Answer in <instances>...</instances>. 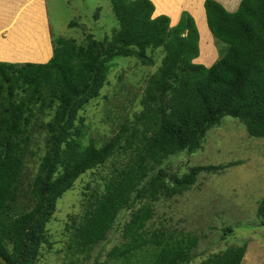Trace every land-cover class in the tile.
<instances>
[{"label":"trees","instance_id":"1","mask_svg":"<svg viewBox=\"0 0 264 264\" xmlns=\"http://www.w3.org/2000/svg\"><path fill=\"white\" fill-rule=\"evenodd\" d=\"M109 2L117 26L108 38L85 31L78 41L51 33L47 62L0 61V264H39L43 250L53 248L47 224L57 199L81 174L123 153L127 160L100 176L103 185L83 187V212L69 215L72 224L63 227L69 249L88 256L127 209L121 241L93 264H241L245 244L195 261L199 236L154 215L200 173L227 166L197 164L179 172L169 162L201 149L223 117L238 119L250 136L264 137V0H240L233 11L204 0L208 30L227 45L209 66L194 61L200 34L189 12L171 25L168 15H153L151 0ZM115 57L155 67L132 95L138 109L126 111L128 101L118 99L117 91L101 92ZM100 97L116 117V130L99 145L94 139L81 145L85 117L79 111ZM257 216L264 224V198Z\"/></svg>","mask_w":264,"mask_h":264},{"label":"rangeland","instance_id":"2","mask_svg":"<svg viewBox=\"0 0 264 264\" xmlns=\"http://www.w3.org/2000/svg\"><path fill=\"white\" fill-rule=\"evenodd\" d=\"M19 1L4 2L14 7ZM191 1L179 0L175 14L178 17L182 11L189 12L190 9L191 12L192 7L201 1L199 14L193 13L200 34L199 55L194 61L209 66L217 57L224 55L227 45L213 38L204 25V0H197L193 5ZM44 3L49 17V31L56 36L74 37L81 41L87 31L104 39L117 26L109 0H44ZM170 11L173 12V9ZM72 21L78 24L71 26ZM25 34L35 38L32 31H25ZM200 58L205 59L204 62ZM7 60L0 59L5 62ZM154 69V66L141 65L133 57H115L109 65V83L102 87L101 92L117 91L118 99L128 101L125 103L126 111L138 109V100L132 101V95L143 86V78ZM111 100L112 104L117 103L116 99ZM96 101L101 103L95 105ZM102 102V97L92 98L79 111L85 117L83 133L78 138L81 145L90 139L99 145L116 130V117L106 105L102 107ZM121 159L127 160V155L115 154L99 170L81 174L75 179L73 187L57 199L56 209L47 224L54 241L53 250H43L39 264H61L69 260L79 264H93L97 259H106L108 249L121 241V229L129 217L127 209L120 211L106 238L93 247L88 256L69 249V236L63 233L64 225L72 224L69 215L83 212L79 199L86 183L90 182L92 187L103 185L104 180L100 176L108 173ZM169 162L172 169L179 172L187 171L191 165L197 164L227 166L217 171L200 173L196 182L177 201L171 202L169 208L159 205L154 219L162 216L170 222L172 218L177 228L184 227L185 231H192L199 236L193 249L195 261H201L230 244H245L246 251L241 264H264V224H261L257 216L258 204L264 198V137L248 135L238 119L225 116L207 133L201 149L192 154L179 153L171 157ZM227 227H231L232 231L227 232Z\"/></svg>","mask_w":264,"mask_h":264},{"label":"crops","instance_id":"3","mask_svg":"<svg viewBox=\"0 0 264 264\" xmlns=\"http://www.w3.org/2000/svg\"><path fill=\"white\" fill-rule=\"evenodd\" d=\"M4 1L0 0V59H9L8 62L13 61L16 63L47 61L52 54V43L51 31H49V23H47L49 17L46 15L47 7H45L44 0H20L14 7L9 6ZM151 1L154 4L153 15L163 13L170 17V23L175 24L178 21L179 16L176 17L175 13L176 9L178 11L179 6L177 4L179 0ZM186 1L190 2V0ZM196 1L192 0L191 4H195ZM217 1L226 9L233 8L232 10H234L240 0ZM199 4H201V1L192 7L191 12L190 9L188 10L193 17V13L198 15L201 10ZM170 9H173V12ZM195 9H197V12ZM25 31H30V33L32 31L35 38L28 37Z\"/></svg>","mask_w":264,"mask_h":264},{"label":"clouds","instance_id":"4","mask_svg":"<svg viewBox=\"0 0 264 264\" xmlns=\"http://www.w3.org/2000/svg\"><path fill=\"white\" fill-rule=\"evenodd\" d=\"M235 10V9H234ZM233 11V10H232ZM204 17H205V14H204ZM170 18V17H169ZM195 19V18H194ZM195 22H196V20H195ZM171 24V23H170ZM205 26L207 27V25H206V20H205ZM200 48H201V43H200ZM200 60H201V58H200ZM196 62V61H195ZM200 63V62H199Z\"/></svg>","mask_w":264,"mask_h":264}]
</instances>
